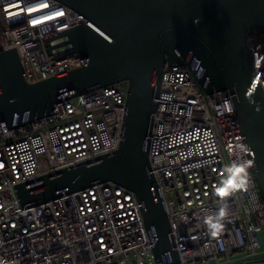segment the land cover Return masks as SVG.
I'll return each instance as SVG.
<instances>
[{
    "label": "built area",
    "instance_id": "built-area-1",
    "mask_svg": "<svg viewBox=\"0 0 264 264\" xmlns=\"http://www.w3.org/2000/svg\"><path fill=\"white\" fill-rule=\"evenodd\" d=\"M82 25L113 43L94 22L55 0H0V51L16 50L28 82L39 83L81 67L72 50L48 54L46 42ZM246 44L264 91V29ZM182 62L163 68L148 154L179 262L170 253L165 262L156 258L143 204L115 183L41 205L22 206L18 196L20 184L118 150L129 86L120 82L65 98L42 119L13 127L0 122V264H264V201L233 95L207 94ZM234 165L245 166V187L221 197L217 190ZM221 207L224 227L212 235L204 221Z\"/></svg>",
    "mask_w": 264,
    "mask_h": 264
},
{
    "label": "water",
    "instance_id": "water-1",
    "mask_svg": "<svg viewBox=\"0 0 264 264\" xmlns=\"http://www.w3.org/2000/svg\"><path fill=\"white\" fill-rule=\"evenodd\" d=\"M83 14L112 39L82 25L47 40V52L72 50L81 67L29 83L16 50L0 51V122L13 127L52 114L65 98L128 82L123 141L113 154L20 184L22 206L46 204L92 187L115 183L143 204L154 254L179 262L164 203L150 173L149 137L155 97L166 62L187 61L204 91H229L240 121L253 173L264 201V91L247 47L264 29V0H55ZM181 55V57L179 56Z\"/></svg>",
    "mask_w": 264,
    "mask_h": 264
},
{
    "label": "clouds",
    "instance_id": "clouds-1",
    "mask_svg": "<svg viewBox=\"0 0 264 264\" xmlns=\"http://www.w3.org/2000/svg\"><path fill=\"white\" fill-rule=\"evenodd\" d=\"M231 176L230 178L225 181L224 186L220 187L217 191L219 196L225 197L229 194L230 191L235 189H240L245 187L246 179L242 175L245 172V166H233L230 169ZM227 215L226 209L221 207L218 211V213L215 216H207L205 218V224L207 225V228L212 235H216L217 233L221 232L223 230V219Z\"/></svg>",
    "mask_w": 264,
    "mask_h": 264
},
{
    "label": "rangeland",
    "instance_id": "rangeland-1",
    "mask_svg": "<svg viewBox=\"0 0 264 264\" xmlns=\"http://www.w3.org/2000/svg\"><path fill=\"white\" fill-rule=\"evenodd\" d=\"M259 236H260V240L264 243V231H261L259 233Z\"/></svg>",
    "mask_w": 264,
    "mask_h": 264
},
{
    "label": "bare ground",
    "instance_id": "bare-ground-1",
    "mask_svg": "<svg viewBox=\"0 0 264 264\" xmlns=\"http://www.w3.org/2000/svg\"><path fill=\"white\" fill-rule=\"evenodd\" d=\"M252 65H253V63H252ZM254 68V67H253ZM254 73H255V71H254ZM256 77V76H255ZM257 79V78H256ZM7 123V122H6ZM8 124V123H7Z\"/></svg>",
    "mask_w": 264,
    "mask_h": 264
}]
</instances>
